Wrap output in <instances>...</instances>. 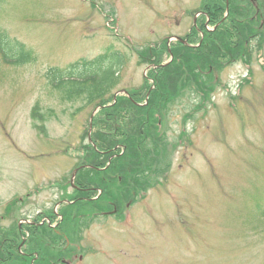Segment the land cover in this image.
<instances>
[{"label": "rangeland", "instance_id": "rangeland-1", "mask_svg": "<svg viewBox=\"0 0 264 264\" xmlns=\"http://www.w3.org/2000/svg\"><path fill=\"white\" fill-rule=\"evenodd\" d=\"M200 1L0 0V40L21 43L26 54L12 53L8 42L10 57L20 63L8 62L0 47V240L13 256L5 264H22L18 244L28 234L25 226L37 225L38 216H50L61 198L74 195L72 173L89 152L87 129L100 104L87 100V91L72 89L80 83L69 80L70 72L62 81L51 70L108 52L106 63L87 75L115 71L119 76L107 96L121 89L143 95L153 81L144 82L148 63L138 53L165 37L183 36ZM222 83L197 112L193 104L201 98L184 83L181 94L162 101L169 111L156 109L143 127V148L119 143L120 160L131 162L130 181L125 184L124 167L112 166L100 174L106 188L102 208L94 201L65 205V225L77 230L70 247L53 227L31 228L32 245L26 247L39 251L40 264H264V53L255 56L251 69L229 64ZM86 84L90 88L93 81ZM101 117L97 110L95 121ZM144 153L146 159L163 153L170 163L154 160L163 170L159 177L151 165H142L139 181L150 190L138 191L124 207L119 199L129 196L138 178L137 155ZM120 191L127 193L121 197ZM111 201L117 211L104 213L113 209ZM61 219L57 214L52 225Z\"/></svg>", "mask_w": 264, "mask_h": 264}, {"label": "trees", "instance_id": "trees-1", "mask_svg": "<svg viewBox=\"0 0 264 264\" xmlns=\"http://www.w3.org/2000/svg\"><path fill=\"white\" fill-rule=\"evenodd\" d=\"M213 11V8H211ZM222 10H225L224 7V3L222 5ZM210 14V13H209ZM224 14H219V15H214L212 16V18L214 19V21H220L223 18ZM237 19H241V21L245 22V18L246 15H229V17L227 18L226 21H229L231 19L234 20V18ZM225 23V22H224ZM228 27H229V23L227 22ZM228 27L227 25H224L220 28V31H218L217 33L214 34V32L210 31L208 32V34H206V39L205 41H203V45L202 47L204 48H208L211 49L212 51L215 52H219L221 50V46L222 43L225 42V46L228 45ZM7 40V41H6ZM208 41V42H206ZM8 42L12 43L13 46L11 47L10 51L12 53H15L18 50L23 51V53L25 54V50H24V46L21 43H18L12 39H1L0 40V45H1V49L4 53L5 58H10L9 52L7 50V47L5 46V44H7ZM17 46H20L22 48H17ZM165 47V45H164ZM6 49V50H5ZM174 52V49H173ZM26 55V54H25ZM141 55L143 58L149 56V54H145L144 52H141ZM161 56V55H160ZM179 54H175V60L172 63L176 64V63H180L178 62V58H179ZM109 55L108 54H104L101 55L99 58L92 60V61H87V60H82V61H77L75 63H72L71 65H69L67 70H63L60 68H54L51 70L53 79H56L58 76L61 77V80L64 81V74L66 72H70L68 74H71V78L73 79L74 75L76 72H78L79 74H81V79L80 80H74L72 82H77L79 81L81 87H77L76 89H78V93H82L84 91V88L87 86L86 85H82V83L86 82V80L91 79L93 81V87L90 90L88 96L89 98L92 100L94 98H102L100 103H107V102H114V97L113 95L108 96L107 98H104V96L107 94L106 92H110V90L113 88V86L116 83V79H117V73L115 74V71H112V73L114 75L109 76L106 75L104 77H99V76H95V75H87V72L90 70H94L98 65H104V63L107 61ZM154 55L151 57L153 59ZM160 58L158 57V59L156 61L160 62ZM23 60V59H22ZM205 60L208 62L209 59H207L205 57ZM196 61L198 63H200L201 59L197 58L196 55L190 54L189 55V63H188V70L189 73H192L193 71V65H195ZM171 65H168L167 67H164L161 69V72H159L157 78H156V88L152 91L151 97H150V103H152V100L155 98L156 103H160L162 101H165L168 99V95L170 94L169 92V88L168 86H166V78H164V73L166 71H168V68ZM192 66V67H191ZM204 67V65H203ZM207 67V64H206ZM82 70V71H81ZM177 70V74L179 75V72L181 74V70L179 71V69H175ZM86 74L84 75V79L82 78L83 73ZM194 72L196 73V70H194ZM183 73H185V70L183 69ZM198 73V71H197ZM180 80V78H178ZM181 80H183L182 76H181ZM181 83V82H180ZM179 83H176V86ZM74 89V87L72 88ZM145 98V95H144ZM154 101V100H153ZM121 103H128L133 105L134 102L126 97V96H118L117 102H115L113 104V106L108 107V108H104L101 111V114L103 115V119L101 118L100 121H96L95 124L98 127V131H96V133L93 135L94 137V141L97 143L98 149L101 150H110L111 148L115 147L116 144L120 141L118 139L119 136H122V141L127 145V147L130 149H132L133 147L135 148L134 150L139 151V149L143 148L144 145V140L146 139V137H144L142 135V133H140L139 128L142 125H146L151 119L152 116L150 115V118L146 117L147 113L153 114L155 111L152 109H145L146 106H139L137 107V116L136 119L131 121V123H127L125 124L126 127H122V131L120 132L121 129L116 127L115 122H116V115L119 113V109L117 108L118 105H120ZM149 104V103H148ZM105 114L107 115V118L105 116ZM102 120H104V128L103 126L101 127L100 124H102ZM103 129V130H102ZM147 129V128H146ZM106 130V131H104ZM144 138V139H143ZM87 150L89 151L87 154V162H89L90 164H92L95 167H101L103 165H106L105 162H108V158H104L103 160V155L97 151L93 145L87 144ZM140 154V153H139ZM121 162V161H120ZM119 159H116L114 161H112V163L110 165L107 166V168H130L131 167V162H129L128 160L125 162L120 163ZM143 163L142 159H138V164L139 166H141ZM115 170V169H114ZM105 172H94L95 175L92 176V181L95 184H98L100 186H102V188H105V183H103L101 181L102 176H100V174H103ZM115 174V172H113ZM112 182L114 183V179L112 180ZM7 241L6 240H0V264H5L6 262L11 261L12 259V255L11 253L8 252V254H6V245H7ZM19 256H21L19 254ZM22 259V258H21ZM21 263V261H20Z\"/></svg>", "mask_w": 264, "mask_h": 264}, {"label": "flooded vegetation", "instance_id": "flooded-vegetation-1", "mask_svg": "<svg viewBox=\"0 0 264 264\" xmlns=\"http://www.w3.org/2000/svg\"><path fill=\"white\" fill-rule=\"evenodd\" d=\"M223 3H224L225 9L229 13L228 16L229 15H233V16L246 15V18H245V22L241 21V19H237L236 17L234 18V20H232L231 26L228 30V42H229V48L227 51V53L229 54L228 59L218 58V61L215 60L212 62L208 71L204 72L202 70L203 73L212 72L214 74V78L216 81L220 80V78L222 77V73L224 72V69L229 64H235V63L242 62L243 64L248 66V69L249 68L251 69V64L253 62V58L255 57V55L257 57L259 53L260 55L263 53L262 48H264V0H201L200 6H199L201 7L200 11L204 14L210 13V16L207 22L205 23L197 22L193 26H190L188 28V31L183 35V41H176L173 44H170V46L167 44V47H166V52L168 53L167 55L170 60L174 59V55H172V52H171L172 48H175V52L179 53L180 58L178 59V61H181L180 63L184 70L188 69L189 55L194 53L197 58L201 59V62L197 65L198 69L201 71V66L203 64L202 57L204 56V54H203V50L200 49L199 47L202 46L201 43H202L203 38L202 39L200 38L201 40H199L198 42H196L195 40H198L199 37L201 36L200 31L205 30L209 32L208 23H211L214 21V19L212 18L213 14L219 15L223 13V10H222ZM211 8H213V11ZM250 14H253V15H250ZM237 23L239 25H237ZM216 24L217 23H215L214 25ZM218 26L219 25H216L214 29L216 27L218 28ZM214 29L213 31H215ZM153 51L154 50H150L151 53H153ZM156 51L157 53H160L161 47H158ZM206 52L208 53L210 52V50L207 49ZM249 54H252L253 58L251 60L248 59ZM241 55L245 57V60L238 59L239 56ZM175 69L181 70L180 64L172 65L169 68V72L171 73V75L173 74V71ZM187 74H190V73H187ZM181 75H183V72H181ZM196 78H202V79L204 78L207 81H209L211 77L209 78V76H206V75H204L203 77H199L196 75ZM186 80H187V75L185 76V81ZM193 86L195 85L193 84ZM196 91L202 97L205 96V93L203 90H199L196 87ZM163 105L164 104H150V105H146V107L148 106L153 110H156V109L160 110L161 108V110L169 111L168 106L166 105L163 106ZM127 108L130 109L133 107L127 104H121L118 106L122 120H124L126 116L128 115L127 113L124 112V109H127ZM170 147H171V144H166L165 153L167 155L171 154ZM162 155L163 153L160 154V156ZM154 169H156V171L158 172V177L162 174L160 173V171L163 172V170H160L158 168H152L150 170H154ZM130 170L131 169H126L124 172L130 173ZM140 171L141 170H139L138 172L140 173ZM140 176L141 174H139L138 183L137 184L131 183V187L134 186L138 189L145 188L146 183H142V184L140 183L139 181ZM152 176L155 177L156 174L153 172ZM135 180L136 179H134L133 181ZM125 188H127V186H125ZM88 189L90 188H87L86 186L85 190L87 191ZM126 191L128 192L127 189ZM127 192L120 191L119 195H121L122 197ZM110 204L113 206V210L117 211V207H116L117 205L115 204V202L111 201ZM45 218H48V216H46ZM52 227L53 229H55V231H58V232L60 231L64 235V229L66 227L64 224H62L61 222H58L55 226H52ZM38 228H41V227L38 225L36 226V229ZM25 229H28V227L25 226ZM28 244H30V241ZM30 245H32V243ZM24 253L27 255H32V253H34L35 256H37L39 251L35 250L32 247L31 251L27 250Z\"/></svg>", "mask_w": 264, "mask_h": 264}]
</instances>
